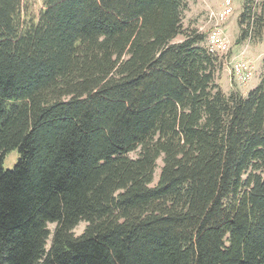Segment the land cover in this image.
I'll use <instances>...</instances> for the list:
<instances>
[{
	"label": "trees",
	"instance_id": "1",
	"mask_svg": "<svg viewBox=\"0 0 264 264\" xmlns=\"http://www.w3.org/2000/svg\"><path fill=\"white\" fill-rule=\"evenodd\" d=\"M190 1L0 0V264H264V72L225 93Z\"/></svg>",
	"mask_w": 264,
	"mask_h": 264
},
{
	"label": "rangeland",
	"instance_id": "2",
	"mask_svg": "<svg viewBox=\"0 0 264 264\" xmlns=\"http://www.w3.org/2000/svg\"><path fill=\"white\" fill-rule=\"evenodd\" d=\"M234 12L224 22L225 32L230 40V51L228 57H235L244 52V57L248 59L255 68L253 79L246 85L240 86L233 80L231 75V68L224 63L222 57L223 67L217 73L216 81L224 90L225 93L232 91H239L243 95L248 94L249 91L254 89L260 82L261 75L264 72V30L262 36L255 40L238 41L241 34V26L239 19L244 10V0H231ZM264 3V0H260ZM25 8L29 10L31 15L38 17L40 11L44 8L45 0H24ZM226 0H192L189 2L188 7L183 13V28L184 31L198 30L208 35L213 27V20L215 16L224 8ZM260 13V10H259ZM214 16V17H211ZM185 38L184 35H179L174 41L179 42ZM206 46V41L203 43ZM138 152H133L132 156H137ZM18 150H11L8 152L3 160L5 169H12L19 158ZM163 165L162 158L158 160V167L155 171L154 183L159 180L161 167ZM87 226L86 222H81L74 230L76 235L83 233ZM56 224H49V228L53 231ZM51 238L48 239L47 247H50Z\"/></svg>",
	"mask_w": 264,
	"mask_h": 264
},
{
	"label": "built area",
	"instance_id": "3",
	"mask_svg": "<svg viewBox=\"0 0 264 264\" xmlns=\"http://www.w3.org/2000/svg\"><path fill=\"white\" fill-rule=\"evenodd\" d=\"M233 12L234 8L232 1L226 0L224 8L215 16L213 27L206 36V48L209 52L223 58L224 63L231 68L233 80L240 86H243L253 79L255 68L251 62L244 57V52L235 57L227 56L230 51V40L225 32L224 22Z\"/></svg>",
	"mask_w": 264,
	"mask_h": 264
}]
</instances>
